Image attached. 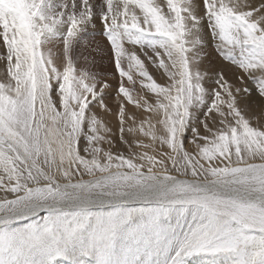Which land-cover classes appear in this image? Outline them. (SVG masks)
I'll list each match as a JSON object with an SVG mask.
<instances>
[{
	"label": "snow or ice",
	"instance_id": "snow-or-ice-1",
	"mask_svg": "<svg viewBox=\"0 0 264 264\" xmlns=\"http://www.w3.org/2000/svg\"><path fill=\"white\" fill-rule=\"evenodd\" d=\"M190 262L264 264V2L0 0V264Z\"/></svg>",
	"mask_w": 264,
	"mask_h": 264
},
{
	"label": "rangeland",
	"instance_id": "rangeland-1",
	"mask_svg": "<svg viewBox=\"0 0 264 264\" xmlns=\"http://www.w3.org/2000/svg\"><path fill=\"white\" fill-rule=\"evenodd\" d=\"M252 2L255 4V6L259 7V5L262 2H264V0H252ZM105 35L106 34L100 29L95 30V39H97V40H102L105 37ZM104 63H105V65H107V61L106 60L104 61ZM151 71L152 70L150 69V72ZM191 135H192L191 128H189V131L186 133V138L190 139ZM190 264H191V262H190Z\"/></svg>",
	"mask_w": 264,
	"mask_h": 264
},
{
	"label": "bare ground",
	"instance_id": "bare-ground-1",
	"mask_svg": "<svg viewBox=\"0 0 264 264\" xmlns=\"http://www.w3.org/2000/svg\"><path fill=\"white\" fill-rule=\"evenodd\" d=\"M253 3V2H252ZM254 4V3H253Z\"/></svg>",
	"mask_w": 264,
	"mask_h": 264
}]
</instances>
